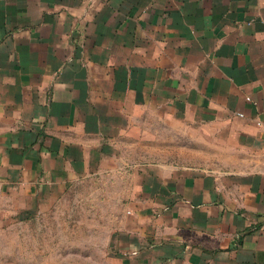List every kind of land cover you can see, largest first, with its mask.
Segmentation results:
<instances>
[{
    "label": "crops",
    "instance_id": "obj_1",
    "mask_svg": "<svg viewBox=\"0 0 264 264\" xmlns=\"http://www.w3.org/2000/svg\"><path fill=\"white\" fill-rule=\"evenodd\" d=\"M158 112L211 128L219 165L142 163ZM107 176L115 264H264V0H0L1 185Z\"/></svg>",
    "mask_w": 264,
    "mask_h": 264
},
{
    "label": "rangeland",
    "instance_id": "obj_2",
    "mask_svg": "<svg viewBox=\"0 0 264 264\" xmlns=\"http://www.w3.org/2000/svg\"><path fill=\"white\" fill-rule=\"evenodd\" d=\"M143 123L134 145L142 163L214 167L228 147L211 128L164 112L147 113ZM126 183L122 176L87 177L40 198L0 183V264H115L118 221L129 213Z\"/></svg>",
    "mask_w": 264,
    "mask_h": 264
},
{
    "label": "built area",
    "instance_id": "obj_3",
    "mask_svg": "<svg viewBox=\"0 0 264 264\" xmlns=\"http://www.w3.org/2000/svg\"><path fill=\"white\" fill-rule=\"evenodd\" d=\"M241 115V114H240Z\"/></svg>",
    "mask_w": 264,
    "mask_h": 264
}]
</instances>
